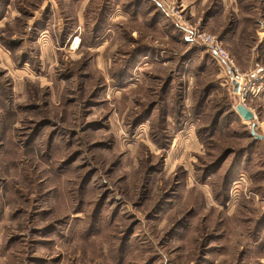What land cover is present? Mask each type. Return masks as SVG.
I'll list each match as a JSON object with an SVG mask.
<instances>
[{
  "label": "rangeland",
  "instance_id": "374dc122",
  "mask_svg": "<svg viewBox=\"0 0 264 264\" xmlns=\"http://www.w3.org/2000/svg\"><path fill=\"white\" fill-rule=\"evenodd\" d=\"M0 264H264V0H0Z\"/></svg>",
  "mask_w": 264,
  "mask_h": 264
},
{
  "label": "built area",
  "instance_id": "2783aa9c",
  "mask_svg": "<svg viewBox=\"0 0 264 264\" xmlns=\"http://www.w3.org/2000/svg\"><path fill=\"white\" fill-rule=\"evenodd\" d=\"M193 38L197 39L198 41L202 42L203 44L207 45L210 51L214 56L221 60L226 66L230 68V85L232 90H234V81L238 83V91L235 92L238 96L241 97V100L245 101L247 92H249L250 84L246 81V74L243 72L240 67L234 62L231 58L230 54L225 50L221 44L219 43L218 39L215 35L210 34L208 32H203L199 30L193 31ZM245 106L246 103H242ZM248 107V106H247ZM249 108V107H248ZM256 115V114H255ZM244 180V179H242Z\"/></svg>",
  "mask_w": 264,
  "mask_h": 264
},
{
  "label": "water",
  "instance_id": "95a60500",
  "mask_svg": "<svg viewBox=\"0 0 264 264\" xmlns=\"http://www.w3.org/2000/svg\"><path fill=\"white\" fill-rule=\"evenodd\" d=\"M230 70V68H229ZM234 83V91L237 92L238 91V83L236 81L233 82ZM236 111L238 112V114L244 118L245 120H254L256 115L253 112V110H251L250 108H248L247 106H245L242 103L237 104L236 106ZM255 127H256V123L253 122L252 123V133L256 136V137H262L261 135H258L255 131Z\"/></svg>",
  "mask_w": 264,
  "mask_h": 264
},
{
  "label": "bare ground",
  "instance_id": "6f19581e",
  "mask_svg": "<svg viewBox=\"0 0 264 264\" xmlns=\"http://www.w3.org/2000/svg\"><path fill=\"white\" fill-rule=\"evenodd\" d=\"M79 43H80V39L79 38H76V42H75L76 46H78Z\"/></svg>",
  "mask_w": 264,
  "mask_h": 264
},
{
  "label": "crops",
  "instance_id": "0c3cea01",
  "mask_svg": "<svg viewBox=\"0 0 264 264\" xmlns=\"http://www.w3.org/2000/svg\"><path fill=\"white\" fill-rule=\"evenodd\" d=\"M228 72H229V74H230V70H229V68H228ZM230 77V76H229Z\"/></svg>",
  "mask_w": 264,
  "mask_h": 264
},
{
  "label": "trees",
  "instance_id": "16d2710c",
  "mask_svg": "<svg viewBox=\"0 0 264 264\" xmlns=\"http://www.w3.org/2000/svg\"><path fill=\"white\" fill-rule=\"evenodd\" d=\"M215 165H218V163H217V164H215Z\"/></svg>",
  "mask_w": 264,
  "mask_h": 264
}]
</instances>
